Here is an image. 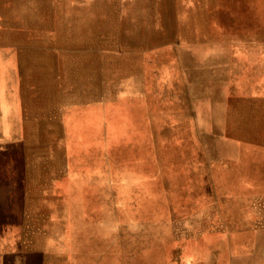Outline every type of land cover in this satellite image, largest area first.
Returning <instances> with one entry per match:
<instances>
[{"label": "rangeland", "instance_id": "obj_1", "mask_svg": "<svg viewBox=\"0 0 264 264\" xmlns=\"http://www.w3.org/2000/svg\"><path fill=\"white\" fill-rule=\"evenodd\" d=\"M20 10L43 39V78L23 84L43 86L44 125L37 140L0 141L8 213H27L34 231L57 209L55 197L58 212H70L67 178L57 191L52 171L59 168L62 178L85 164L92 180L104 171L99 126L84 140L77 120L98 115L82 107L140 86L156 98L157 175L175 169L181 188L168 223L182 236H172L170 249L167 237L165 248L157 246L156 264H264V0H0V50L11 30H20L11 28ZM199 70L208 75L201 92ZM199 96L218 100V117L199 109ZM9 176L10 187L3 181ZM96 209L77 204L74 211ZM159 223L157 229L166 222Z\"/></svg>", "mask_w": 264, "mask_h": 264}, {"label": "crops", "instance_id": "obj_2", "mask_svg": "<svg viewBox=\"0 0 264 264\" xmlns=\"http://www.w3.org/2000/svg\"><path fill=\"white\" fill-rule=\"evenodd\" d=\"M25 7L27 12H34V6L26 4ZM22 15L20 10V21L11 26L20 30H11L5 39L4 49L0 50L2 142L37 140L38 134H43L44 88L34 85L44 75L43 39H37L38 23L25 20L24 17L21 19ZM39 25L42 26V23ZM34 29L35 34L31 32ZM212 72L216 76L214 69ZM16 75L19 77L18 85L14 79ZM23 79L34 84H23ZM207 79L208 75L199 70V92L205 89L203 85ZM208 98L199 96V109H211L212 116L218 117V100L210 97V101ZM38 100L41 113L37 111ZM25 102L31 103L28 105L29 121L22 120L26 115ZM155 104L153 93L136 86L118 90L113 96L103 94L93 104L82 107L84 112L94 110L95 115H98H86L77 120L84 126V140L91 139L93 124L99 126L101 168H104L98 176L100 179L92 180V171L84 167L85 164L82 170L75 165L73 168L68 167L66 177L63 175L62 178L59 168H55L57 171H52V188L60 191V184L67 178L66 204L71 206V211L60 214V199L55 197L57 209L50 216L38 220L34 231L29 229L27 213L21 211L19 214H9L5 209V204L11 203V196H0V264H156V254L159 252L157 246L161 250L164 244L165 248L167 237L170 249L172 236L181 237L182 233L172 232L168 223L175 219L172 214H177L173 209L178 205L174 203L177 190L181 196L178 182L172 180L175 169L163 170L162 175H157L156 171ZM199 118H203L202 112ZM21 124L29 125L25 132H21ZM69 139L74 138L69 136ZM83 157L86 158L85 155ZM8 171L10 173L11 168ZM24 172L27 173V169ZM80 176L83 180H76L81 179ZM3 181L9 187L12 186L11 176ZM93 189L98 190L94 203L90 196ZM20 203L27 204L26 196ZM77 204H94L99 209L94 212H76L74 208ZM49 221L51 227H48ZM159 222L168 224L167 234L164 228L166 223L162 224L163 232H159L161 229L156 227ZM180 247L178 252H184V247Z\"/></svg>", "mask_w": 264, "mask_h": 264}, {"label": "bare ground", "instance_id": "obj_3", "mask_svg": "<svg viewBox=\"0 0 264 264\" xmlns=\"http://www.w3.org/2000/svg\"><path fill=\"white\" fill-rule=\"evenodd\" d=\"M194 3V2H193ZM241 14V13H240ZM180 18V17H179ZM179 20V19H178ZM142 24V23H141ZM46 60V59H45ZM43 103V102H42Z\"/></svg>", "mask_w": 264, "mask_h": 264}]
</instances>
